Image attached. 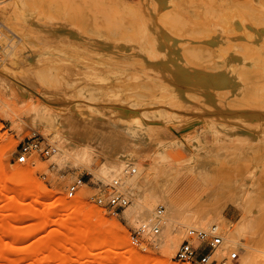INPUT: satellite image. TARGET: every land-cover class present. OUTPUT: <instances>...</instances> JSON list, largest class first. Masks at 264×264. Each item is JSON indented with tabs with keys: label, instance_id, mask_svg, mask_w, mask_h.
<instances>
[{
	"label": "rangeland",
	"instance_id": "1",
	"mask_svg": "<svg viewBox=\"0 0 264 264\" xmlns=\"http://www.w3.org/2000/svg\"><path fill=\"white\" fill-rule=\"evenodd\" d=\"M263 12L264 0H0V264H186L175 255L188 230L214 224L226 246L211 259L264 264ZM44 103L91 133L86 165L54 159L69 137L31 118ZM136 125L145 141L132 140ZM30 138L53 152L18 162ZM126 150L146 192L174 206L147 250L131 241L130 194L116 213L94 202ZM244 219L231 240L227 224Z\"/></svg>",
	"mask_w": 264,
	"mask_h": 264
},
{
	"label": "bare ground",
	"instance_id": "2",
	"mask_svg": "<svg viewBox=\"0 0 264 264\" xmlns=\"http://www.w3.org/2000/svg\"><path fill=\"white\" fill-rule=\"evenodd\" d=\"M10 62L11 61L9 60V63ZM11 63L13 64V62H11ZM4 72H5V70L1 69V67H0V76H2V75L4 76V74L6 73V72L5 73ZM204 82H206L210 85L215 84L213 77L209 76V75L206 77ZM47 97H45V98H47ZM52 109H53V107L51 105H48V103L47 104L44 103L43 107H41L40 110L36 111V113L35 112L32 113L31 118L33 120H36L37 118H40L44 121L45 120H51V121L53 120V121L57 122L56 125L58 127L60 126L62 132L64 134L68 135L69 139L66 141L67 147L65 145H64L65 147H62L61 145H59L57 147L55 146L56 147L55 148V154L53 156L54 159L60 162L63 159H66L70 156V157H73L75 160L81 162L82 164L86 165L88 156L91 155V153H93V152L98 153V149H96V147H88L85 145L87 142L94 139L93 136L91 135V133L88 130H86L81 125V123L78 120H74L75 116H72V117L67 116V117L62 118V120H61L59 118V114H55L52 111ZM129 133L133 136L132 140L134 142H142L144 140V136H143L144 132H142V125H136V126L130 128ZM123 137H122V140L124 138H127V137H124V138ZM124 140L126 141V139H124ZM127 141H128V139H127ZM127 141H126V143H127ZM98 144H102V143H99V140H98L97 146H98ZM131 145H132V143H131ZM75 146L80 147L79 151L71 152V150ZM103 147H105L104 144H103ZM129 147H131V146H129ZM129 147H127V148H129ZM98 148H99V146H98ZM99 154H102V153L99 152ZM111 156L112 157H110L109 159L115 158L118 167L116 170L110 172V177H112V179H114V181L118 182L119 186L123 189V191L130 194V196L133 200V203H131L130 208H128L129 209L128 210V216L131 219L130 221L135 226H139V227L146 226L148 228L150 238H155L156 236L158 238V236L160 234L155 233L153 231V228L156 225H158L163 230L164 226L166 224V221L170 219L169 210L173 209V207H174L173 204L171 203L170 195L168 194V192H164V189H163L164 193L163 194L160 193L158 196H153V195L146 192V189L144 188L143 183H142V180L146 179V176H147V174L145 172L146 167H144V165H141L139 163V159L137 157H135V154L133 152H130V151L128 152V150L119 151L117 155H111ZM105 158L108 159L107 156H105ZM22 172H23V168H21V167L17 168L18 177L21 175ZM26 189L28 191V186H26ZM64 200L65 199H63V201H62V202H65L64 204H66L67 206H71V205L73 206L72 200H68V199H66L65 201ZM160 202L166 204V210H164V212L161 214H159L158 211L156 210V207H157V205H159ZM248 217H250V216L248 215ZM217 220L218 219L216 217L213 218L212 216H209V217L203 219L202 221H200V223L202 225H208L210 223L217 222ZM245 221H247V220L244 219L242 221V223L240 224V226H238V227L235 226L233 228H231V223L227 224V226L230 228V236H231L230 239L231 240L237 241L236 240V238H237L236 234L239 233L240 231H242L244 229L245 225H247V224H248V226L250 225L249 223H251V222L248 223ZM221 222H223V221H221ZM175 230H176V228H175ZM245 230H246V228H245ZM223 243L220 246H218V248L219 247L220 248L216 249L215 254L216 253L217 254L222 253V249L226 246ZM174 244H175L174 241H172L171 245H174ZM245 246H247V245H245ZM243 264H250V261L248 260V262H244Z\"/></svg>",
	"mask_w": 264,
	"mask_h": 264
},
{
	"label": "built area",
	"instance_id": "3",
	"mask_svg": "<svg viewBox=\"0 0 264 264\" xmlns=\"http://www.w3.org/2000/svg\"><path fill=\"white\" fill-rule=\"evenodd\" d=\"M6 26L2 20H0V55L6 49ZM53 152L51 145L43 146L40 139L30 138L23 142L19 146V154L17 161L24 163L28 160L29 156L34 153L50 155ZM84 184L82 178H77L73 184L69 186V195H74L79 188ZM108 189L94 196V202L103 206L106 209H110L113 213H116L119 209L126 207L130 203V196L119 186L118 182L113 181L106 185ZM163 212L162 208L158 210V213ZM155 233L159 232V226L156 225L153 228ZM132 243L143 250H147L151 246L155 245V241L149 237V231L146 226L139 227L131 234ZM224 242V236L220 227L216 224L210 226L207 229L191 227L188 230L187 238L180 244L175 258L179 262L186 264H213L217 262L219 264H228L230 261L238 259V251H233L227 257L220 259H211L218 246Z\"/></svg>",
	"mask_w": 264,
	"mask_h": 264
}]
</instances>
